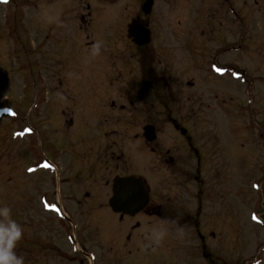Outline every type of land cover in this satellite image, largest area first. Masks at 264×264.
Segmentation results:
<instances>
[{"label": "flooded vegetation", "instance_id": "1", "mask_svg": "<svg viewBox=\"0 0 264 264\" xmlns=\"http://www.w3.org/2000/svg\"><path fill=\"white\" fill-rule=\"evenodd\" d=\"M161 1H166V5L172 8L177 7V0L38 1L85 10L78 17L86 24L87 29L93 23L95 8L100 5L120 4L127 9H137L129 13L130 21H127L124 30V49H119L117 54L104 53L102 60H99L102 65L93 70L101 69L107 77L115 74L122 78L118 84L124 89V95L130 93V89L137 90V97H124V104H120V110H126L129 116L137 115V119L144 117L150 120V110L158 116L161 112L156 109L157 105L168 107V102H173L169 117L174 126V134L170 136L171 142L164 149L163 140L169 141V135L162 136L156 126L147 122L140 131L133 134V139L140 143L132 150L124 144V137L132 136L130 134L118 135V130L113 129L102 130L103 133L99 136H90L88 140L91 141L86 147L79 146L78 158L86 159L77 160V171L71 177L79 180L81 188L72 183V179L60 176L54 183L56 188L53 193H41L37 207L24 211L22 224L16 222L12 199L0 194V228L15 235L16 225L22 227V236L13 250L23 257L24 264H264V239L249 240L241 216L244 210L242 207L253 197L255 204L249 217V228L254 229L252 224L256 223L259 228L264 229V216L261 217L264 212V187L261 186L264 171L260 170L259 179H248L250 189L246 187L247 182L239 184L241 178L234 153L237 135L232 128L227 130L232 134L231 139L224 130L219 133L218 149L215 150L218 159L211 162L217 177H209V135L204 130L186 128L181 123L184 118L189 120L204 116L208 112V102L203 96L194 94L187 97L190 104L184 112L176 106L178 71L175 65V48L168 49L171 61L169 69L161 72L155 69L156 49H151L155 38L150 20L154 8ZM184 1L187 5L191 2ZM218 1L220 4L212 6L209 15L210 19L219 20L216 27L222 28L223 20L229 25V18L225 16L224 10L234 20L251 25V19H242L240 16L239 0ZM30 2L36 3V0ZM149 2L150 11L146 13L144 6ZM206 3L207 1L202 0V4ZM262 11L264 15V7ZM132 21H138L150 29L149 43L141 45L128 36V25ZM201 24L203 26L204 21ZM205 24L208 25L207 22ZM245 27L249 28L247 25ZM207 29L201 28L199 32H195L196 29L191 27L189 38L185 42L184 50L188 58L186 85L193 88L200 81L199 85L205 88L209 76L220 80L222 84H231V87L215 93L216 102L213 104L218 106L222 116L228 115L231 111L229 104L235 98L238 99L235 92H238L240 84H244V94L262 102L264 86L260 84L264 81L257 83L260 79H256V75L248 77L246 70H241L240 65L234 61L233 57L242 49L241 44H236L235 39L229 38L224 32L211 35L215 28L211 29V33ZM243 30L244 36L250 34L248 29ZM93 43L88 42L87 46L90 47ZM133 47L137 48L141 61V66L135 71V67L128 70L122 61V58L127 60ZM160 49L166 54L165 49ZM123 51L124 55L121 54ZM130 53L131 56L134 55ZM112 54L121 57L118 66L112 64ZM129 73L136 74L135 82H130ZM59 81L64 94H68L64 86L67 80H62L61 77ZM145 103L149 104L147 109L141 106ZM91 104L95 112L101 111L102 114H105V109L117 105L114 99L110 100L109 95L102 96L98 103ZM236 105L237 110L239 105ZM128 107L130 109L127 110ZM173 110L177 111L176 117L172 115ZM65 112L63 110L64 115ZM252 121L248 125L254 129V136L264 149V129L254 117ZM148 126L155 128L150 136L146 135ZM142 150L149 154L148 174L142 169ZM130 176H134L133 181L130 184L124 182L121 193L115 195V180ZM235 179L238 185L235 184ZM62 184H66V192H62ZM68 184L70 185L67 187ZM34 213L38 214V224L34 223ZM95 233L99 237L97 241ZM8 243L11 246V239Z\"/></svg>", "mask_w": 264, "mask_h": 264}, {"label": "rangeland", "instance_id": "2", "mask_svg": "<svg viewBox=\"0 0 264 264\" xmlns=\"http://www.w3.org/2000/svg\"><path fill=\"white\" fill-rule=\"evenodd\" d=\"M30 1L32 0H0V194L12 199L15 219L19 224H22L24 211L37 207L41 193H53L57 178L62 176L72 179L75 176L77 160L86 159H79L78 153L82 146L86 147L91 141L88 140L90 136H99L103 133L102 130L115 129L118 130V135H132L124 137L125 146L132 150L140 143L133 139V134L140 131L147 122L156 126L162 136L169 135L168 140L174 134V126L169 117L173 102H168V107L157 105L156 109L161 112L158 116L150 110V120L144 117L137 119V115L129 116L126 110H120V104H124V97H137V90L130 89V93L124 95V89L118 84L122 78L115 74L107 77L101 69L93 70L102 65L99 60H102L104 53L117 54L119 49H124V30L127 21H130L129 13L137 9H127L120 4L100 5L95 8L93 23L87 29L86 24L78 17L85 10L69 9L57 3H40L39 0L36 3ZM177 1L175 8L167 6L166 1H161L151 16L155 38L151 49H156L155 69L160 72L169 69L171 61L168 49L175 48V65L178 71L176 106L184 112L190 104L187 97L194 94L203 96L208 102V112L204 116L189 120L184 118L181 123L186 128L204 130L209 135V177H217L211 162L217 158L215 150L218 149L219 133L224 130L231 139L232 134L227 130L234 128L237 135L234 142L235 161L241 178L238 182L241 185L247 182L246 187L250 189L248 179L260 178V170L264 171V149L248 123L253 122L254 117L264 129V100L260 102L252 99L251 95L244 94V84H240L238 92H235L238 99L235 98L228 106L230 114L222 116L218 106L213 104L216 102L215 93L231 87V84H222L220 80L209 76L207 87H201L200 81H197L193 88H189L186 85L188 58L184 45L191 27L196 29L195 32L207 27L208 33L215 28L211 35L226 33L229 38L235 39L236 44L240 43L242 46L240 53L233 57L234 61L240 65L241 70H246L248 77L256 75V79L262 80L257 82L260 84L264 81V0H239L240 16L242 19H251V25L234 20L224 10L225 16L229 18V25L223 20L222 28L216 27L219 20L209 18L212 6L220 4L218 0H205L206 4H202V0H191L188 5L183 3L184 0ZM243 28L248 29L250 34L244 36ZM88 42L94 43L88 47ZM160 48L165 49L166 54ZM107 50L112 52H105ZM130 52L134 55L131 56ZM114 54L110 60L112 59L113 65L118 66L121 57ZM121 54L124 55V51ZM122 61L128 70L134 69L133 67L134 71L138 70L141 61L137 48L133 47L127 60L122 58ZM128 76L130 82L137 80L135 73H129ZM61 77L72 83L64 82L68 94H64L65 91L61 89ZM103 81L106 82L102 83ZM67 85H70L69 89ZM260 85L264 86V83ZM108 95L117 105L105 109V114L95 112L91 102L98 103L102 96ZM236 104L239 105L237 110ZM141 106L147 109L149 104ZM63 110L68 114L65 112L64 115ZM172 112L173 117H176L177 111ZM170 142L171 140H163L164 149ZM230 145L231 149L233 139ZM145 150H142V169L148 174L147 162L150 158ZM229 178L230 176L228 180ZM73 182L81 188L78 179H72ZM238 182L235 179L236 185ZM65 185L61 186L62 192L67 191ZM261 186L264 187V182H261ZM225 190L228 192L226 188ZM250 198L247 205L242 207L245 234L249 240H262L264 229L259 228L256 223L252 224L254 229L249 228V217L255 204L253 197ZM30 200H33L32 204ZM263 216L264 212L261 214ZM37 218L38 214L34 213L36 224ZM95 235L97 241L99 237L97 233Z\"/></svg>", "mask_w": 264, "mask_h": 264}, {"label": "water", "instance_id": "3", "mask_svg": "<svg viewBox=\"0 0 264 264\" xmlns=\"http://www.w3.org/2000/svg\"><path fill=\"white\" fill-rule=\"evenodd\" d=\"M150 2L147 3L145 6H144V11L146 13H149L150 11ZM128 36L130 38H133V40L135 42H137L138 44H147L151 41V31L150 29L146 28L144 25H142L140 22L138 21H132L129 25H128ZM154 127L153 126H148L146 127V130H147V134L148 136H150V134H153V131H154ZM153 137V136H152ZM149 140H152L151 137H149ZM133 178L134 176H130V177H127V178H117L114 182V186H115V189H114V193L115 195H118L119 193H121L122 189H123V185H124V182L130 184L132 181H133ZM116 197H114L113 200H115Z\"/></svg>", "mask_w": 264, "mask_h": 264}, {"label": "clouds", "instance_id": "4", "mask_svg": "<svg viewBox=\"0 0 264 264\" xmlns=\"http://www.w3.org/2000/svg\"><path fill=\"white\" fill-rule=\"evenodd\" d=\"M23 229L17 224L15 235L7 229L0 228V264H24L23 257L13 250L16 242L21 238ZM11 239V246L8 241Z\"/></svg>", "mask_w": 264, "mask_h": 264}]
</instances>
